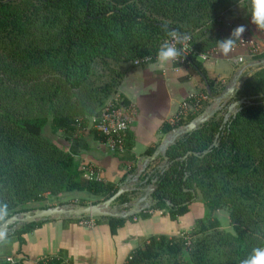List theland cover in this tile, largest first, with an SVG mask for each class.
<instances>
[{"label":"trees","instance_id":"trees-1","mask_svg":"<svg viewBox=\"0 0 264 264\" xmlns=\"http://www.w3.org/2000/svg\"><path fill=\"white\" fill-rule=\"evenodd\" d=\"M240 1L0 0V201L8 205L6 218L33 209L30 204L42 202L46 192L57 196L82 189L76 178L83 171L73 155L77 139L68 140L70 146L64 147L45 137L48 117L23 105L31 96H25L22 86L41 82L44 76L62 75L71 89L85 84L89 94H102L97 98L102 99L100 102L107 99L103 108L125 75V69L117 70L108 61L132 63L156 56L159 46L169 38L164 31L167 25L190 35L194 52L187 65L197 76L200 94L215 96L221 86L215 88L199 57L214 49L203 48L202 42L194 41V34L217 25L222 14ZM216 39L222 40L220 36ZM96 64L107 73L98 85L86 83ZM239 81L241 85L222 112L177 137L167 147L165 158L158 155L150 161L132 184L135 167L117 184L102 179L88 182L86 189L108 197L120 187H128L117 199L121 205L152 189L150 206L135 216L93 217L94 225L106 220L111 235L126 221L149 218L158 210L177 220L191 203L199 198L203 201L204 216L188 233L195 237L192 241L186 240L184 232L148 236L129 253L124 264H156L158 248L173 258V264H239L253 248L264 247V67L245 73ZM37 94L33 96L38 101ZM240 99L244 101L236 106L237 112L224 121L227 107ZM208 105L203 102L187 117L179 111L163 129L171 132L187 124ZM16 108L23 111L16 112ZM76 120L62 116L54 122L63 131L75 133ZM94 137L105 141L102 135L95 133ZM131 139L127 132L126 149L131 147ZM155 150H146L144 158ZM222 208L227 209L231 231L218 227L197 230L198 225L212 223L213 214ZM88 219L82 216L63 221ZM42 222L24 223L12 235L22 244V235ZM35 264L73 263L57 254Z\"/></svg>","mask_w":264,"mask_h":264},{"label":"crops","instance_id":"crops-1","mask_svg":"<svg viewBox=\"0 0 264 264\" xmlns=\"http://www.w3.org/2000/svg\"><path fill=\"white\" fill-rule=\"evenodd\" d=\"M245 1H240L235 10L227 14V32L220 38L229 37L234 28L244 25L246 30L242 40H253L257 48L252 59H262L264 30L257 29L250 22L251 3ZM239 42L236 43L235 54L223 56L218 53L202 62L215 88L221 86L219 89L222 90L218 89L216 96L234 81L236 89L244 73L251 74L257 67L253 65L257 61L246 55L245 43ZM236 56L242 57L243 61L237 63ZM190 94H200V88L197 76L189 65L174 61L160 65L156 59L140 65L130 64L125 68L115 96L133 109L127 129L132 138L131 147L114 154L109 152L104 142L86 132L76 136L74 157L81 163L94 166L103 181L116 184L135 167L137 174L130 180L132 184L143 170L145 151L156 149L170 133L165 132L163 125L172 123L181 103L187 101ZM228 101H222L223 105ZM204 211L203 204L198 200L191 203L188 211L177 220H171L164 210H158L149 218L126 221L114 235L110 234L106 220L89 227L79 222L47 219L33 231L23 234V243L16 241L13 251H16L22 264H35L45 256L57 254L64 255L73 264H122L129 253L142 244V239L152 235H177L203 217Z\"/></svg>","mask_w":264,"mask_h":264},{"label":"rangeland","instance_id":"rangeland-1","mask_svg":"<svg viewBox=\"0 0 264 264\" xmlns=\"http://www.w3.org/2000/svg\"><path fill=\"white\" fill-rule=\"evenodd\" d=\"M250 1V0H248ZM247 0L245 2H248ZM239 3V2H238ZM237 3V4H238ZM235 6L231 7V9L227 12H224L222 14V21L218 22L217 25L213 27H207V30L203 31H197L194 34V41L195 42H202L204 44L203 48L206 49H216L217 48V40L218 36L221 34H225L226 31V20H227V14L230 13L232 10H235ZM243 38H247L244 37ZM247 40V39H246ZM253 58V57H252ZM251 60H256L252 59ZM263 59V58H262ZM261 59H258L256 61H260ZM110 62L112 66H114L117 70L118 69H125L127 66L132 64L130 61L127 62ZM264 67V64L257 65L256 68L253 69L256 70L257 68ZM94 72L92 73V76H88L89 78L85 81L86 83H93V85H98L100 83L99 80H101L102 75H105L107 73L106 70L103 69V66L100 64H96L93 68ZM245 74V73H244ZM44 80V81H43ZM241 83L237 85L239 87ZM88 85H83L79 89H71L69 85L64 81V77L61 75H52V76H44L42 78L41 82L37 83H31L27 86H22L20 90H22L25 94V96H31L26 97V100L23 102V105L25 107L27 106V109L31 110L35 114L40 115H46L48 117V122L44 127V136L55 142L58 146L63 145L64 147L67 146L68 140H75L77 137L75 136L74 131L66 132L62 129L58 128L57 125L54 122V119L60 118L62 116H67L70 119H80L84 122L85 127H89L90 123H92L95 118L98 116L104 102L107 99H104L102 102H100L102 99L97 98L98 96L101 97L102 94H99L98 96H95L93 94L88 93ZM222 90V89H219ZM39 92V93H38ZM34 94L40 95V98L38 101L33 96ZM210 94V95H209ZM208 95L200 94L197 98L198 106L195 109L189 110L187 113V116L190 114L189 112H197L199 110V107L201 108V105L203 102L209 103L208 106L205 107L204 110L209 109L213 106L211 103L213 98L211 97V93ZM112 96V94H111ZM202 96H206V98H203ZM110 97V96H109ZM210 97V98H209ZM214 103V100H213ZM22 105V106H23ZM29 106V107H28ZM16 112H20L19 108L15 109ZM203 110V111H204ZM232 110H237V107L235 106ZM23 110H21L22 112ZM202 111V112H203ZM232 114V113H227ZM186 116V117H187ZM226 116V115H225ZM72 132V133H71ZM78 158H75L77 160ZM77 164L82 167H90L91 169H94V166L88 164V163H79V160H77ZM83 171V169H82ZM79 182V185L82 189L78 190H71L62 194H59L57 196L50 195L48 192L45 193V199L40 203H32L30 204V207L35 210L39 209L40 206L46 207H53L56 205L61 204H81V205H88L92 203H96L98 201L104 200L108 196H104L103 193L101 194H95L91 190L86 189V186L90 180H86L83 178L82 174L77 176L76 178ZM138 198V197H137ZM136 197L132 199V203L137 199ZM198 202L203 204V201L199 198ZM113 204L119 205V201H115ZM129 205V207L131 206ZM204 206V205H203ZM120 207V206H119ZM123 209V207H122ZM204 216V215H203ZM202 218V217H201ZM214 221L212 223H205L204 225H198L196 228L198 231H211L213 227H218V229H223L226 231H231V226L228 222V214L227 209L222 208L213 214ZM199 220V219H197ZM196 220V221H197ZM196 221L194 224L189 227V229L183 231L185 234L186 240L192 241L193 236H189L188 233L193 230L194 226L196 225ZM19 229V227L16 228V230ZM17 238L15 235H12V233H7L6 240L2 243H0V264H22L20 262L19 257L16 256V251H13L14 243H16ZM157 256L156 259L159 260L156 264H173L171 261H173V258H171L168 253L163 248H158L156 250ZM10 258V260H8ZM31 264V263H28Z\"/></svg>","mask_w":264,"mask_h":264},{"label":"water","instance_id":"water-1","mask_svg":"<svg viewBox=\"0 0 264 264\" xmlns=\"http://www.w3.org/2000/svg\"><path fill=\"white\" fill-rule=\"evenodd\" d=\"M259 64H264V58L260 61L255 62L253 65L257 66ZM235 81L230 85L224 88L223 92L219 95H211L214 100L213 106L207 110H204L195 118H193L187 124L179 126L178 128L172 130L161 142V144L156 148L154 153L143 160V168L146 165L153 161L158 155H161L165 158V151L169 145H171L175 139L182 134L188 133L197 129L202 123L207 121L209 118L215 115L216 112L223 108V103L227 100H230L235 92ZM224 101V102H222ZM244 100L240 99L235 102H232L227 107V113L235 114L237 110H232L237 104H241ZM222 102V103H221ZM229 114H226L224 121L227 119ZM191 153V152H188ZM129 190L128 187H120L117 192L113 195L105 198L104 200L98 201L96 203L81 205V204H61L53 207L39 208L35 210H28L13 214L10 217L6 218L0 224V231L7 233H13L17 227H20L24 223H32L36 221H44L47 219H56L62 220L67 218H79L82 216H89L94 218H106V217H116V218H127L130 216H135L140 213L142 210L150 206L152 197V189L147 188L145 194L137 198L131 205L130 203L124 204L123 209L119 205L113 204L119 196ZM129 205H131L129 207Z\"/></svg>","mask_w":264,"mask_h":264},{"label":"built area","instance_id":"built-area-1","mask_svg":"<svg viewBox=\"0 0 264 264\" xmlns=\"http://www.w3.org/2000/svg\"><path fill=\"white\" fill-rule=\"evenodd\" d=\"M170 39V38H168ZM244 42L246 49V55L249 57H254L257 53V48L255 43L251 39H243L239 43ZM237 47L231 53L235 54ZM194 52V46L191 43V39L187 42L186 53L183 55V58L178 59L176 62L180 64H188V57ZM218 49H214L208 53H200L199 57L202 61L209 60V58L216 56L218 54ZM156 59V56H145L139 59H136L132 62L133 65H140L141 63H148ZM235 61L241 63L243 61L242 57L236 56ZM197 95L190 94L187 101H183L180 105V114L184 117L187 116L189 110L195 109L198 106L199 99ZM206 98V96H202ZM133 113V109L130 106H125L122 104L121 100L117 96L111 97L100 110L98 116L95 120L90 123V126L87 128L84 126V122L80 119L76 120V132L75 136H80L84 133L91 132L93 135H102L105 137V145L109 152H123L125 150L124 140L125 135L129 126L130 118ZM83 173L82 176L86 180H99L98 172L90 167H82ZM84 226H93L94 220L93 217H90L88 220H82L79 222ZM9 260V259H8ZM124 264V262L122 263Z\"/></svg>","mask_w":264,"mask_h":264},{"label":"clouds","instance_id":"clouds-1","mask_svg":"<svg viewBox=\"0 0 264 264\" xmlns=\"http://www.w3.org/2000/svg\"><path fill=\"white\" fill-rule=\"evenodd\" d=\"M250 3V22L257 29L264 30V0H250ZM245 30L244 25L237 26L232 30L229 37L217 40L218 52L223 56H228L234 51L236 42L238 40L243 41L242 34ZM164 31L170 39H166L157 50L156 61L160 65H164L170 61L176 62L178 59L183 58V55L186 53L187 42L191 39L189 34L181 32L179 29H169L167 25L164 26ZM237 106L239 107L238 104ZM8 215L7 203L0 201V222ZM6 236V232L0 231V243L6 240ZM239 264H264V247L253 248L248 256L239 261Z\"/></svg>","mask_w":264,"mask_h":264},{"label":"flooded vegetation","instance_id":"flooded-vegetation-1","mask_svg":"<svg viewBox=\"0 0 264 264\" xmlns=\"http://www.w3.org/2000/svg\"><path fill=\"white\" fill-rule=\"evenodd\" d=\"M124 205V204H123ZM123 205H121V204H119V206L122 208L123 207Z\"/></svg>","mask_w":264,"mask_h":264}]
</instances>
